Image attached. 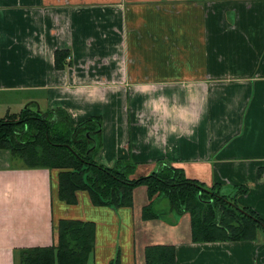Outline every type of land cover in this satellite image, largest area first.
I'll list each match as a JSON object with an SVG mask.
<instances>
[{"label": "crops", "instance_id": "obj_1", "mask_svg": "<svg viewBox=\"0 0 264 264\" xmlns=\"http://www.w3.org/2000/svg\"><path fill=\"white\" fill-rule=\"evenodd\" d=\"M1 92L74 124L99 116L106 167L170 163L246 189L239 204L264 219V0H0ZM20 165L0 148V264L56 245L63 218L95 223L93 264H147L156 244L173 245L176 264H264V230L195 242L189 213L142 218L144 185L133 206H95L81 190L72 204L59 169Z\"/></svg>", "mask_w": 264, "mask_h": 264}, {"label": "trees", "instance_id": "obj_2", "mask_svg": "<svg viewBox=\"0 0 264 264\" xmlns=\"http://www.w3.org/2000/svg\"><path fill=\"white\" fill-rule=\"evenodd\" d=\"M59 55L58 51L57 59ZM68 116L62 108L42 111L29 103L14 118H0V148L22 167L59 169L58 195L64 201L76 203L81 190L89 193L95 206H131L134 188L145 185L149 202L143 219L189 213L192 241L255 239L264 230V219L237 200L246 189L219 182L208 185L186 177L183 168L170 163L137 177V164L129 159L106 167L94 155L101 147L100 117L74 124ZM160 196L169 203L166 209L155 207ZM95 228L93 221L60 219L57 244L23 248L21 264H87L95 247ZM174 253L173 245L156 244L148 246L144 256L147 264H176Z\"/></svg>", "mask_w": 264, "mask_h": 264}, {"label": "rangeland", "instance_id": "obj_3", "mask_svg": "<svg viewBox=\"0 0 264 264\" xmlns=\"http://www.w3.org/2000/svg\"><path fill=\"white\" fill-rule=\"evenodd\" d=\"M26 96H27V94H25V92H1L0 93V118L2 119V118H5L7 116L8 117L5 119L14 118L16 114L20 113L21 110L23 108H25V106L29 102L28 100L27 101L25 100ZM136 169H137V167H136ZM140 175L141 174H139L138 171L135 172V174H134L135 177L140 176ZM137 187L134 188V191ZM134 191H133V200L135 202V192ZM85 192L90 197L89 193L87 191H85ZM147 194H148V191H147ZM90 200H91V198H90ZM139 201H140V198L138 197V202ZM154 204H155V207L157 209H166L168 207L169 203L166 201L165 197L160 196V197L155 199ZM131 206H133V205H131ZM142 214H143V209H142ZM181 216H183V215L181 214L179 216H176L173 214V216H172V214H165V215H163V218L161 220L180 221ZM142 218H143V215H142ZM150 220H152V219H150ZM153 220H155V219H153ZM186 223H187V220H186ZM88 264H93L92 260H89Z\"/></svg>", "mask_w": 264, "mask_h": 264}]
</instances>
